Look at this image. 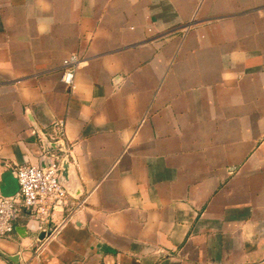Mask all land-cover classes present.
I'll list each match as a JSON object with an SVG mask.
<instances>
[{
    "label": "crops",
    "instance_id": "obj_1",
    "mask_svg": "<svg viewBox=\"0 0 264 264\" xmlns=\"http://www.w3.org/2000/svg\"><path fill=\"white\" fill-rule=\"evenodd\" d=\"M52 139L69 204L0 264H264V0H0V194Z\"/></svg>",
    "mask_w": 264,
    "mask_h": 264
},
{
    "label": "built area",
    "instance_id": "obj_2",
    "mask_svg": "<svg viewBox=\"0 0 264 264\" xmlns=\"http://www.w3.org/2000/svg\"><path fill=\"white\" fill-rule=\"evenodd\" d=\"M81 59L78 55H71L62 62L61 82L74 92L76 89V72ZM53 129L58 137L65 136V122L56 121ZM51 142H57L52 139ZM62 156H43L48 162L45 165L24 164L16 166L12 174L18 182L19 189L15 195L0 196V240L11 239L15 234L16 224L23 208L29 210L41 222L40 229L46 239H52L57 230L49 226V219H54L56 213L63 212L69 204V190L60 181L62 162L67 158L63 145ZM66 150V151H65ZM84 202H77L75 209H81Z\"/></svg>",
    "mask_w": 264,
    "mask_h": 264
},
{
    "label": "water",
    "instance_id": "obj_3",
    "mask_svg": "<svg viewBox=\"0 0 264 264\" xmlns=\"http://www.w3.org/2000/svg\"><path fill=\"white\" fill-rule=\"evenodd\" d=\"M44 144L45 147H47L49 150H60L63 149V145L59 142H50L48 140H44ZM70 162L68 158H64L63 162H62V167H61V173H60V177H59V181L60 183L66 187L70 192L71 187L68 184L69 180H70ZM1 187V184H0ZM19 189V186H18ZM18 191V190H17ZM17 191L14 194H11L9 196L15 195L17 193ZM0 196H4L3 194H0ZM7 197V196H6Z\"/></svg>",
    "mask_w": 264,
    "mask_h": 264
}]
</instances>
